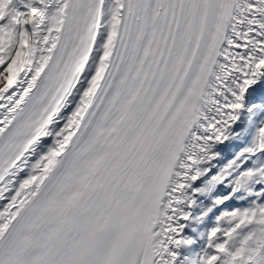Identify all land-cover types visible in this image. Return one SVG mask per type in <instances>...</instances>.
I'll return each mask as SVG.
<instances>
[{"label": "snow or ice", "instance_id": "1", "mask_svg": "<svg viewBox=\"0 0 264 264\" xmlns=\"http://www.w3.org/2000/svg\"><path fill=\"white\" fill-rule=\"evenodd\" d=\"M0 264H264V0H0Z\"/></svg>", "mask_w": 264, "mask_h": 264}, {"label": "trees", "instance_id": "2", "mask_svg": "<svg viewBox=\"0 0 264 264\" xmlns=\"http://www.w3.org/2000/svg\"><path fill=\"white\" fill-rule=\"evenodd\" d=\"M246 145H247V143L245 145H243V147L240 150L244 149ZM199 206H200L199 234H198V238H197L196 241H200L201 234H205L206 235V229L213 226L212 222H211V219H209V221L207 223H206V221L204 219H202V217H204L205 211H206L203 203L201 202ZM201 243H203V242L201 241Z\"/></svg>", "mask_w": 264, "mask_h": 264}, {"label": "rangeland", "instance_id": "3", "mask_svg": "<svg viewBox=\"0 0 264 264\" xmlns=\"http://www.w3.org/2000/svg\"><path fill=\"white\" fill-rule=\"evenodd\" d=\"M246 140H247V138L243 142H241V141L234 142L233 145L229 148L228 151H230L231 149H235V151H237V148L236 147H238L239 145L242 146L246 142ZM226 163H227L226 160H222L221 161V166H223ZM198 212H199V208H198V203H197V209H196V211H195V213H194V215L192 217L193 222H194V230H195L194 233H193V235H192V237H191L193 240L196 239L197 234H198V227H199V219H198V214L199 213Z\"/></svg>", "mask_w": 264, "mask_h": 264}, {"label": "bare ground", "instance_id": "4", "mask_svg": "<svg viewBox=\"0 0 264 264\" xmlns=\"http://www.w3.org/2000/svg\"><path fill=\"white\" fill-rule=\"evenodd\" d=\"M232 145H233V143L230 144V145H228L227 148H222L221 151H222V152H226V151H228L229 148H230ZM196 208H197V207L195 206L194 208L191 209L192 217H193V215H194V213H195V211H196ZM193 229H194V222H193V219H192V221L189 223V227H188V230H187V234L189 235L190 238L192 237V235H193V233H194Z\"/></svg>", "mask_w": 264, "mask_h": 264}]
</instances>
